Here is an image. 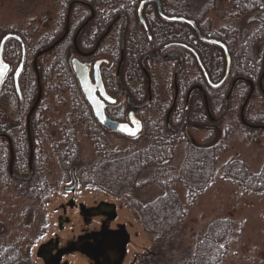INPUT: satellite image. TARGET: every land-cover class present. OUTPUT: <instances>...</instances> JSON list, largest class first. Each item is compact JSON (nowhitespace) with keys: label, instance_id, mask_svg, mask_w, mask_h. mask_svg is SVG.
<instances>
[{"label":"flooded vegetation","instance_id":"af4514ba","mask_svg":"<svg viewBox=\"0 0 264 264\" xmlns=\"http://www.w3.org/2000/svg\"><path fill=\"white\" fill-rule=\"evenodd\" d=\"M141 1L136 2L130 10L118 12L115 9L109 13L105 6L98 9L90 2L71 0L64 10L63 18H59L56 23L53 35L49 37L53 41L51 45L37 47L33 51L23 34L7 32L1 36L0 41L7 34L17 35L25 47V62L19 76L20 96L15 91L12 77L19 65L21 53L19 45L13 40L6 42L4 46L2 58L8 70L0 88V102L5 100L15 116L24 119L20 134L25 137L28 146L27 172L23 177L16 175L18 178L27 179L31 174L30 181L32 180V162L37 150L32 138L36 140L40 135L42 138L52 137L51 127H55L57 132L54 133L60 138L67 130H70L68 133L73 132L77 140L82 134L92 143V150V139L96 138L97 141L106 140L111 150L126 149L136 152L141 149L137 146L140 141L147 143L146 146L149 145L148 142L157 143L156 139L161 133L167 139H160L159 136V142H177L181 139L189 141L184 138L185 131L194 124L218 126L230 113L234 114V124H237L240 131L241 128L245 129L248 137L264 132V110L259 115L248 114L252 102L259 99L264 103V41L256 44L255 60L252 63L251 54L244 57L236 54L231 45L234 34L230 30L233 29L220 26L219 22L214 24L205 16L192 18L189 15L175 14L160 0L159 6L155 3L143 5L139 18L137 9ZM158 7L167 18L192 20L204 39L219 42L226 51L203 41L187 24L161 19ZM76 8L84 11L79 20L72 22ZM59 39V43L50 51L40 54ZM9 45L17 48L16 54L8 52ZM49 54L52 55V68L44 71L42 59ZM54 70L58 71L56 76L63 89L69 93L71 109L65 124L59 121L49 125V118L42 113L41 106L47 83L53 79L51 71ZM83 77L86 87L83 85ZM57 88L60 89V86L57 85ZM163 88L166 90L161 96L159 90ZM89 99L94 102L93 105ZM94 105L102 108V115L108 121L127 125L129 131L135 128L134 122L138 123L140 132L129 137L106 128L95 117ZM86 110L93 120L91 125H87L94 130L93 133L89 130L87 132L82 121ZM62 128L66 131H61ZM228 128L230 127H225L226 132L231 131ZM244 134L247 138L246 132ZM10 135L8 129L0 128V140H4L8 148L9 143L12 148ZM109 137L124 141L128 146L111 147ZM54 143L58 144L59 141ZM53 145L51 150L55 156ZM30 147L31 163L28 160ZM35 158L38 176L43 165L42 162H37L36 156ZM11 159L13 164V156ZM89 165L87 163L85 167ZM59 168L62 172L61 189L70 198L55 210L58 213L57 234L63 232L66 225H71L70 230L74 232L76 224H71L67 211L74 212L80 220L77 222L78 231L64 243L55 234L39 244L35 253L38 262L68 264L65 258L77 255L87 260L88 264H95L93 259L97 249L107 235L123 234L127 238V247L129 236L123 223H119L118 216V210L122 211L123 205L115 206L110 202L94 200L87 207L86 204L77 202L76 190L82 186L76 178V165L70 167L68 174L64 173L60 165ZM73 179L75 187L66 191V188H71ZM30 181L20 183L28 184ZM38 185L41 187L39 190L47 195L55 186L53 182L39 180ZM131 258L136 261L137 255Z\"/></svg>","mask_w":264,"mask_h":264},{"label":"rangeland","instance_id":"374dc122","mask_svg":"<svg viewBox=\"0 0 264 264\" xmlns=\"http://www.w3.org/2000/svg\"><path fill=\"white\" fill-rule=\"evenodd\" d=\"M215 6V11L207 16L214 24L219 22L220 26L229 27L231 23L230 10L227 0H220ZM20 4L18 0H0V38L7 32H17L26 36L31 51L35 50L37 41L42 36L51 37L53 29L58 23L59 18L64 13V8L55 0H42L38 3L36 9ZM203 10L204 7H203ZM84 10L76 8L73 12L72 22H76L82 16ZM53 42V41H51ZM50 42V43H51ZM51 45V44H50ZM8 52L17 53V48L9 45ZM39 47V46H38ZM235 48V46H234ZM236 52V51H235ZM44 71L51 69L52 55H46L42 59ZM251 62L253 63L254 61ZM11 63V62H10ZM49 69V70H50ZM57 70L51 71L52 81L47 83L46 93L43 99L42 113L49 118V125L57 124L62 121L67 122L66 116L70 112V97L67 90L63 89L61 81L57 78ZM60 86V89L57 88ZM56 88V89H55ZM166 88L159 90V93L165 94ZM5 100L0 102V128L8 127L16 143L22 141L20 126L24 119L15 116ZM235 104V102H234ZM250 115H259L264 110V103L259 99L252 102ZM228 117L218 126L196 123L190 129L185 131V139L199 145L219 144L224 148V152H218L217 169L230 161L238 160L243 162L248 170L257 173L264 165V135H254L246 138L237 124H234L233 116ZM47 123V122H46ZM62 125V124H60ZM229 126L231 131L226 132L225 127ZM52 137L39 138L35 140L37 149L35 156L37 162H42V168L38 172L39 181L53 182V190L46 196V199L39 202H28L19 196L14 187L6 188L0 178V246H14L25 259L26 264H41L35 257L39 244L44 243L50 237L57 236V216L55 210L60 205L66 203L70 196L63 191L62 172L52 153L53 142L59 141V136L55 134V127L49 128ZM55 132V133H54ZM81 147L82 162L87 163L94 160L92 143L79 136ZM111 147L125 148L128 146L124 141L109 137ZM184 139L174 143L173 159L171 165L178 167L183 155ZM147 144V143H146ZM146 144L143 141L137 144L139 148H144ZM6 142L0 140V158L4 156ZM10 153V151H9ZM13 153V152H12ZM36 159V158H35ZM40 160V161H39ZM26 175V174H24ZM142 176L141 180L146 178ZM178 194L181 204L186 210V220L182 235L175 234V240L171 249L164 248L155 258L158 264H180L181 252L179 249L191 248L196 239L202 236L206 226L215 219L230 218L233 222V234L229 239V251L219 264H264V192L252 193L241 190L237 185L226 181L220 174L215 175L209 187L197 197L193 205H188L186 192L180 183L172 186ZM162 191L154 185L145 188L133 190L124 188L119 197H112L100 190L89 188H77V202L86 204L87 207L95 201H106L115 206L123 205V210H118L119 223H123L126 234L129 236V243L126 248V256L123 264H142L143 260L151 254L155 243L152 237L143 230L141 223L136 218L134 209L129 206L132 200L141 203H150L154 201ZM71 219V224H76L74 232L71 225H66L63 232L58 237L62 243L71 238L78 231L77 219L74 212L67 211ZM172 236H174L172 234ZM170 239V238H169ZM168 239V240H169ZM156 246L157 243H156ZM158 251H156L157 254ZM137 255V260L133 261L132 256ZM68 264H88V261L80 256H71L65 258Z\"/></svg>","mask_w":264,"mask_h":264},{"label":"trees","instance_id":"16d2710c","mask_svg":"<svg viewBox=\"0 0 264 264\" xmlns=\"http://www.w3.org/2000/svg\"><path fill=\"white\" fill-rule=\"evenodd\" d=\"M20 4L36 9L38 3L42 0H18ZM60 3L64 10L71 0H55ZM90 2L95 8L105 6L109 13L112 10L125 11L130 10L139 0H82ZM169 7L175 14L189 15L192 18H201L215 11V6L220 0H160ZM228 9L232 18L228 25L231 34L234 37L231 45L235 46L237 55L241 57L251 54L252 61L254 50L259 41H264V0H227ZM203 7L205 10H203ZM63 18V17H61ZM233 32V33H232ZM52 40L44 36L36 43V47H47ZM30 45V44H29ZM248 57V56H247ZM65 68V65H64ZM82 113V112H81ZM83 114V113H82ZM83 124L87 127V132L94 130L87 126L91 125L93 120L86 110L82 115ZM71 123V122H70ZM3 130L8 127H1ZM18 129H21L20 127ZM61 131H66L62 128ZM150 131V130H149ZM148 131V132H149ZM241 131L248 132L241 128ZM67 130L63 137H59V143L53 142V151L55 157L65 174H68L70 167L76 165V175L80 185L83 188L100 190L112 197H119L124 188L133 190L145 188L154 185L162 193L150 203H141L132 200L130 205L136 218L141 223L143 230L147 232L155 243L153 252L143 260L142 264H158L155 258L162 252V249L168 248L169 254L175 247L172 243L175 240V234L182 235L184 231V222L187 212L178 194L172 189L180 183L186 192L188 205H193L197 197L205 191L215 175L221 173L222 177L238 187L241 190L252 193L264 192V165L257 173H252L246 165L238 160H230L217 169L219 161L218 152H224L221 145L209 144L199 146L187 140L183 141V155L178 167L171 165L174 141H158L167 139L163 134H159L156 142H148L146 148L139 151L132 150H111L109 143L104 139H92L95 159L88 167L82 162L80 157L81 149L76 135ZM98 132V131H97ZM259 135L264 132H257ZM11 134V133H10ZM13 164L12 174L23 177L27 172L26 164L28 158V146L25 137H22L20 143L13 140ZM100 137V136H99ZM3 141V140H2ZM34 139L32 142L34 144ZM35 146V145H34ZM9 148L5 145V153L0 158V178L6 188H16L19 196L25 201L37 203L43 200L47 193L39 190L38 176L36 171L35 156L32 162L34 176L30 183L22 184L14 181L9 175L8 166L10 162ZM83 166V167H82ZM146 178L141 180L142 176ZM67 179V178H65ZM46 188V187H44ZM40 200V201H41ZM172 234L174 236H172ZM233 234V222L230 218L215 219L206 226L204 234L198 237L194 246L191 248L179 249L181 252L180 264H219L229 251V239ZM170 238V239H169ZM169 239V240H168ZM156 243L158 246H156ZM174 243V242H173ZM156 251L157 254H156ZM0 264H26L25 259L19 251L11 245L0 246Z\"/></svg>","mask_w":264,"mask_h":264},{"label":"water","instance_id":"95a60500","mask_svg":"<svg viewBox=\"0 0 264 264\" xmlns=\"http://www.w3.org/2000/svg\"><path fill=\"white\" fill-rule=\"evenodd\" d=\"M146 3H155V4H157V6L160 5L159 0H142L139 3L138 9H137L139 18H141L140 10L142 9L143 5H145ZM159 8L160 7H158L157 9H158V12H159L161 19H164V20L169 21V22H179V23L187 24L188 26H190V28H193V30L197 33L199 38L203 39V41H205L209 44H212L213 46L220 47L224 52L226 51L225 47L222 44H220L219 42L204 39V37H202L199 34V32L197 31L196 25L192 20H187V19H183V18H167L161 14ZM61 39L57 40L54 44H52L51 47L43 50L40 54L50 51L55 46V44L59 43V41ZM10 40L15 41L17 43V45H19V47H20V53H21L20 62H19V65L17 66V68L15 69L13 77H12L13 82H14L15 91H16L17 95L20 96L19 76L22 73V70H23L22 66L24 65V62H25V47H24L23 42L21 41V39L17 35L7 34V36H4L2 38V40L0 41V66L6 65L4 63L2 57H3V52H4V46H5L6 42H8ZM75 69L78 72V69L76 67H75ZM7 70H8V66L6 67V70H4L2 74H0V88L2 86L4 79H5V76L7 74ZM223 78L225 79V77H223ZM84 80H85V78L83 77V83H84L83 85H85ZM85 87H86V85H85ZM85 87H84V91H85ZM90 102L92 103V105L94 104V102H92L91 100H90ZM93 107H94V111H95V114H94L95 117L106 128L117 131V132H121L122 134H124V135L126 134V136H129V137H134L140 132L141 128L139 127L138 123L134 122L135 128L132 129V131H129V129H128L129 127L127 125H120V124H116V123L108 121L105 118V116L102 115L103 112H102L101 107H98L97 105L96 106L94 105ZM9 150H10V156L12 157V150H11L10 143H9ZM31 158H32V153H31V147H30V155H29V159H28L29 163H31ZM11 168H12V159L9 163V168L7 170V171H9L10 176L19 182L30 181L31 174L27 179H21V178H18L12 174V171H10ZM75 185H76V183H75V180L73 179L71 188H66L65 190L71 191L75 187ZM126 240H127V238L123 234L114 235V236H112V235L105 236L104 239L102 240L101 244L99 245L98 249H97L96 257H95V259H93L94 263L95 264H122L123 259H124L123 257L125 255V248L124 247L126 244L125 243Z\"/></svg>","mask_w":264,"mask_h":264},{"label":"snow or ice","instance_id":"6c2138e0","mask_svg":"<svg viewBox=\"0 0 264 264\" xmlns=\"http://www.w3.org/2000/svg\"><path fill=\"white\" fill-rule=\"evenodd\" d=\"M6 67V65L0 66V74H2L4 70H6Z\"/></svg>","mask_w":264,"mask_h":264}]
</instances>
